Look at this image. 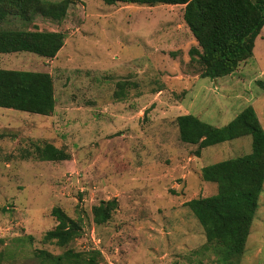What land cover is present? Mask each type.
Segmentation results:
<instances>
[{"label":"rangeland","instance_id":"obj_1","mask_svg":"<svg viewBox=\"0 0 264 264\" xmlns=\"http://www.w3.org/2000/svg\"><path fill=\"white\" fill-rule=\"evenodd\" d=\"M181 13L180 5L80 0L58 27L66 36L54 58L19 51L0 59L1 67L49 72L55 89L51 116L0 107L6 260L33 264L23 253L62 250L42 241L58 206L72 218L81 215L83 234L71 245L99 249L101 264H264V185L244 250L231 263L200 250L204 230L185 204L216 192V183L201 178L202 167L250 153V135L209 145L197 156L195 144L179 139L176 123L177 115L191 113L222 126L252 105L264 129V89L256 82L264 80V34L232 74L199 78L188 54L195 41ZM120 81L126 82L121 99L114 96ZM44 143L70 158L33 157L34 145ZM26 149L32 155L23 158ZM112 197L117 209L95 225L92 205Z\"/></svg>","mask_w":264,"mask_h":264},{"label":"trees","instance_id":"obj_2","mask_svg":"<svg viewBox=\"0 0 264 264\" xmlns=\"http://www.w3.org/2000/svg\"><path fill=\"white\" fill-rule=\"evenodd\" d=\"M80 0H0V53L28 51L54 58L64 45L63 31L26 30L8 26L9 17L30 21L37 14L62 20L70 5ZM112 5H180L181 18L195 44L188 50L190 63L195 62L199 78L217 79L232 74L241 62L253 54L256 37L264 34V0H102ZM264 89V80H257ZM125 81L117 83L116 98L124 96ZM182 90L181 92H185ZM52 75L0 67V107L32 114L51 116L55 109ZM179 139L195 144V155L205 147L240 136L250 135L251 152L202 167L201 178L216 183V192L185 202L202 225L205 242L201 251L210 250L218 261L231 263L244 250L258 199L264 185V129L254 107L245 106L222 126L207 123L186 113L176 116ZM6 133L0 130V139ZM28 149L23 154L30 157ZM40 160H66L69 153L51 143L34 145L32 155ZM118 207L116 197L92 205L95 225L108 222ZM56 224L47 230L42 241L53 243L58 253L44 248L23 253V260L33 264H101L99 249L76 250L71 245L83 234V218H72L58 206L51 208ZM0 250V264H19L18 259H5ZM220 259V260H219Z\"/></svg>","mask_w":264,"mask_h":264},{"label":"crops","instance_id":"obj_3","mask_svg":"<svg viewBox=\"0 0 264 264\" xmlns=\"http://www.w3.org/2000/svg\"><path fill=\"white\" fill-rule=\"evenodd\" d=\"M47 1H53L54 2V1H57V0H47ZM169 6H177V5H169ZM8 20H9L8 21V26L9 27L22 28V29H25V27H26L25 23L19 21L17 18L9 17ZM30 21H31V23L28 26L29 28L32 27V26H38V28H37L38 30H47V31H61V29L58 28L59 25L66 26V24H67V21L65 19L55 20V19H52V18L46 17V16H36ZM35 28L36 27H34L33 29H35ZM33 29L30 28V29H26V30H33ZM4 55L5 54L0 53V59L7 58V56H4ZM3 68H7V67H3ZM15 68H17V67H15Z\"/></svg>","mask_w":264,"mask_h":264}]
</instances>
